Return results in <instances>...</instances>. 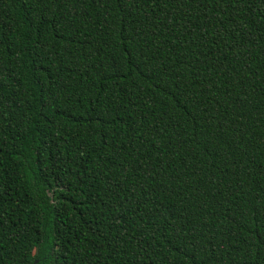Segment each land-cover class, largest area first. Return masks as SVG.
<instances>
[{"label": "trees", "instance_id": "16d2710c", "mask_svg": "<svg viewBox=\"0 0 264 264\" xmlns=\"http://www.w3.org/2000/svg\"><path fill=\"white\" fill-rule=\"evenodd\" d=\"M0 264H264V0H0Z\"/></svg>", "mask_w": 264, "mask_h": 264}]
</instances>
